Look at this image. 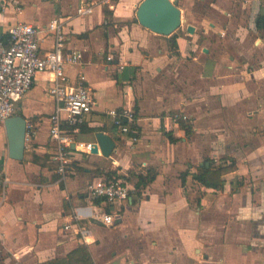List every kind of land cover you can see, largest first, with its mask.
I'll return each mask as SVG.
<instances>
[{
	"label": "crops",
	"instance_id": "obj_1",
	"mask_svg": "<svg viewBox=\"0 0 264 264\" xmlns=\"http://www.w3.org/2000/svg\"><path fill=\"white\" fill-rule=\"evenodd\" d=\"M7 1L3 9L0 0L5 43L16 23H32L45 52L53 45L48 23L64 17L65 53L83 54L67 73L83 71L96 99L73 136L96 142L104 132L116 146L108 157L74 150L61 180L50 136L56 102L48 75H37L17 108L28 127L23 161L6 154L0 130L1 176L8 178L0 185V264H78L73 252L81 245L94 264H264V33L257 28L264 0H175L183 22L169 35L138 21L143 0ZM90 2L93 13L77 16ZM122 106L136 111L135 144L107 114ZM233 162L222 188L193 177ZM101 176L124 179L130 198L114 207L91 197L87 185ZM96 208L122 218L105 225L91 218ZM78 227L92 237L86 241Z\"/></svg>",
	"mask_w": 264,
	"mask_h": 264
},
{
	"label": "built area",
	"instance_id": "obj_2",
	"mask_svg": "<svg viewBox=\"0 0 264 264\" xmlns=\"http://www.w3.org/2000/svg\"><path fill=\"white\" fill-rule=\"evenodd\" d=\"M7 4V0H2L3 9ZM96 4L82 3L77 7L76 15L84 17L92 14ZM65 24L62 16H56L48 23L45 31L52 37L53 45L45 52L41 47L42 30L32 23H16L10 29L9 42L0 41V130L5 129L8 118L17 114L19 101L32 89L37 75L47 74L50 82L49 93L56 102L50 117V136L55 143L52 160L61 180L68 179L72 171L75 161L73 151L91 154L98 143L79 142L73 136L94 111L96 99L83 71L76 76L67 73V65L82 64L83 54L80 51L65 53L68 40ZM108 59L112 60L113 57L109 56ZM107 114L114 129L126 137L130 144L139 141L138 119L132 107H116L109 109ZM180 117L188 119V115H179L178 118ZM1 172L0 167V185L3 187L8 178H2ZM87 191L91 197L103 199L109 205L117 207L130 198L132 187L122 178L101 176L88 183ZM91 218L113 226L122 216L119 211L110 212L96 208ZM66 228L69 229L70 225H66ZM78 233L86 241L87 237H92L91 231L86 228L78 227Z\"/></svg>",
	"mask_w": 264,
	"mask_h": 264
},
{
	"label": "water",
	"instance_id": "obj_3",
	"mask_svg": "<svg viewBox=\"0 0 264 264\" xmlns=\"http://www.w3.org/2000/svg\"><path fill=\"white\" fill-rule=\"evenodd\" d=\"M136 14L143 26L162 35L173 33L183 22L181 8L175 0H143ZM188 31L194 33V26L189 25ZM5 130L8 139L6 154L23 161L26 154L27 119L22 114H15L6 120ZM96 139L98 143L92 153L96 154L101 150L104 156H110L116 146L114 139L104 132H97Z\"/></svg>",
	"mask_w": 264,
	"mask_h": 264
},
{
	"label": "trees",
	"instance_id": "obj_4",
	"mask_svg": "<svg viewBox=\"0 0 264 264\" xmlns=\"http://www.w3.org/2000/svg\"><path fill=\"white\" fill-rule=\"evenodd\" d=\"M257 28L264 33V15H262V14L258 15V17H257ZM17 114H21V112L17 113ZM171 140L173 141L174 139L171 138ZM235 166H236V163L233 162L228 167H222V168H218V169H212L211 166L205 167V169L203 171L193 174V177L195 180H197L198 182H200L202 185H204L206 187L222 188L224 182H223L221 176H222L223 172L226 170H229L231 168H234ZM153 179H154L153 176H150V175L147 176L146 177V180H147L146 183L151 182ZM183 181H184V179H183ZM73 253H74V255H77V254L79 255V257H78L79 263L78 264H81V262H82V264H94L86 246L81 245Z\"/></svg>",
	"mask_w": 264,
	"mask_h": 264
},
{
	"label": "rangeland",
	"instance_id": "obj_5",
	"mask_svg": "<svg viewBox=\"0 0 264 264\" xmlns=\"http://www.w3.org/2000/svg\"><path fill=\"white\" fill-rule=\"evenodd\" d=\"M119 77H120V78H122V77H123V75L119 74Z\"/></svg>",
	"mask_w": 264,
	"mask_h": 264
}]
</instances>
